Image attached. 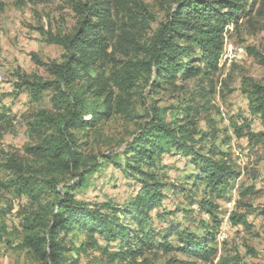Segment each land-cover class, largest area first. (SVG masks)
Returning a JSON list of instances; mask_svg holds the SVG:
<instances>
[{"label":"rangeland","instance_id":"374dc122","mask_svg":"<svg viewBox=\"0 0 264 264\" xmlns=\"http://www.w3.org/2000/svg\"><path fill=\"white\" fill-rule=\"evenodd\" d=\"M111 1V17L121 18L125 0ZM92 2L0 0V210L13 206L11 213L0 218L6 227L0 234V264H51L40 260L33 249L25 246L27 235L37 233L40 237H48L45 231H31L25 226H34L32 221L35 219H42L45 224L49 222L51 214L47 205L51 198L46 196L34 205L30 199L19 197L12 187L16 179L13 166L22 164L25 176L49 179L46 174L51 165L32 156L27 148L41 144L42 136L36 125L40 114L54 115L62 111L53 105L54 91H44L37 99L30 88L18 86H22L24 80L30 83L53 80L48 67L52 62L62 63L65 51L53 43L50 36L72 35L82 17L81 7H90ZM184 3L185 0H128L127 6L132 9L140 27L134 32L137 45L130 50L112 45L110 53L115 61L106 67L89 70L75 91L79 95L82 86L86 88L92 84L82 98L89 105L97 104L93 94L104 84L115 87L112 78L122 79L128 84L129 93L125 95L115 87V96L121 94L132 102L133 113L130 117L113 115L88 134L76 132L82 146L81 169L53 174L61 182V191L73 192L79 179L87 178L88 185L74 191L80 202L95 205L111 201L126 205L136 191L135 185L105 156L111 155L114 161L124 164L126 148L145 124H150L158 110L173 112L187 124L193 122L189 124L191 128L210 130L218 134L215 145L229 153L237 174L236 179L230 181V190L221 197L212 195L204 184L195 185L194 179L190 178L197 172L192 164L183 158L168 162L165 157V164L174 169L172 172L165 170L162 179L166 184L174 185L175 191L174 187L166 189L164 206L173 215L155 226L165 231L169 220L197 233L216 226L213 246L217 256L204 262L185 255L176 250L181 244L173 235L168 240L171 250L155 249L134 261L112 262L110 256L117 251L101 244V248L84 246L79 253L64 254L66 264L76 259L80 264H264V120L259 115H252L248 108L252 92L257 86L264 87V0L259 1L250 16L227 27L216 71L180 80L176 86L153 92L151 82L156 80V75L154 71L142 68L143 48H148L154 32ZM194 53L201 54V50L195 49ZM71 93L74 95L75 92ZM136 116L139 119H132ZM238 132L243 137H237ZM98 163L105 168L94 172ZM201 202L212 211L211 218L199 208ZM241 219L246 223H239ZM223 235L227 237L223 238ZM73 239L77 248L85 242V236Z\"/></svg>","mask_w":264,"mask_h":264},{"label":"trees","instance_id":"16d2710c","mask_svg":"<svg viewBox=\"0 0 264 264\" xmlns=\"http://www.w3.org/2000/svg\"><path fill=\"white\" fill-rule=\"evenodd\" d=\"M259 1L262 3L263 0H185L175 15L154 32L148 48H143L142 68L154 71L156 75V80L151 82L153 92L176 86L177 81L216 71L227 27L250 16ZM127 4L128 0H125L124 13L117 19L111 17V0H93L90 7H81L82 17L72 35L50 36V40L65 51L62 63L52 62L48 67L53 80L47 83L24 80L22 86H18L30 88L37 99L44 91H54L53 105L62 111L54 115L40 114L36 125L39 126V136H42L41 144L27 148L32 156L51 165L46 174L49 179L25 176L22 164L13 166L16 179L12 187L19 197L30 199L34 205L41 203L46 196L51 198L47 205L51 214L49 222L45 224L42 219H35L32 221L34 226H25L28 230L38 229L48 234V237H40L37 233L27 235L25 242V246L33 249L45 263L66 264L64 254L79 253L84 246L101 248V244L117 251L110 256L112 262L134 261L155 249L171 250L168 240L173 235L181 244L176 250L185 255L204 262H210L217 256V249L213 246L216 226L197 233L169 220L165 231L155 224L173 215L164 206L166 189L174 187L175 191L174 185L166 184L162 179L165 170L172 172L174 169L165 164V157H168V162L183 158L192 164L197 172L190 178L194 179L195 185L204 184L212 195L221 197L228 193L230 181L236 179L237 174L232 168L229 153L215 145L218 134L191 128L189 124L193 122L188 121L187 124L173 112L158 110L150 124H145L126 148L124 164L114 161L111 155L105 156L135 185L136 191L130 202L122 206L111 201L95 205L80 202L74 191L86 187L87 178L81 177L73 192L61 191V182L53 174L55 171L73 173L81 169L82 146L76 132L88 134L113 115L130 117L133 113L132 102L121 94L115 96V87L125 95L129 93V86L122 79H111L115 87L102 85L101 90L93 94L97 104L89 105L82 98L92 84L86 88L82 86L79 95L75 91L85 73L115 61L110 53L112 45L127 50L137 45L134 32L140 27ZM195 49H200L201 54L196 55ZM65 89L70 92L66 93ZM71 92H75L74 95ZM248 108L252 115H259L264 120V87L257 86L252 92ZM170 117L171 121L168 120ZM135 118L138 117L132 119ZM237 137L241 138L243 134L238 132ZM102 165L96 164L93 171L105 168ZM199 208L211 218L212 211L207 205L201 202ZM12 210L13 206L0 210V218H5ZM239 223L246 222L241 219ZM5 229L0 219V234ZM78 236H85V242L79 248L73 239ZM71 263L80 264L78 259Z\"/></svg>","mask_w":264,"mask_h":264},{"label":"built area","instance_id":"2783aa9c","mask_svg":"<svg viewBox=\"0 0 264 264\" xmlns=\"http://www.w3.org/2000/svg\"><path fill=\"white\" fill-rule=\"evenodd\" d=\"M225 237H227V236L223 235V238H225Z\"/></svg>","mask_w":264,"mask_h":264}]
</instances>
